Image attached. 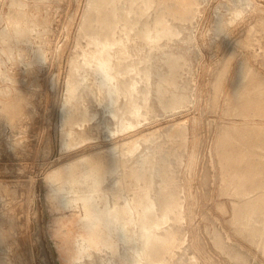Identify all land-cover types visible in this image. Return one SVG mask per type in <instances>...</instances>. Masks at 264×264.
<instances>
[{
  "label": "rangeland",
  "instance_id": "rangeland-1",
  "mask_svg": "<svg viewBox=\"0 0 264 264\" xmlns=\"http://www.w3.org/2000/svg\"><path fill=\"white\" fill-rule=\"evenodd\" d=\"M93 1L0 0V264H78L79 262V264L81 262L85 264L84 260L87 261L86 264H92L94 260L96 264L132 263L129 257L132 259L133 255L122 242L119 243L117 253L118 255L127 254L128 258L125 261H121L117 255H114L105 247H91L81 235H78L79 224L77 222V212L74 210H65L64 215H62L64 216L65 230L56 231L55 225L61 219V212L55 209V204L53 205L52 201L54 198L52 197H56L54 189L56 188L55 191L58 190L57 187L60 181L53 182L54 180L50 176L58 168L66 166L65 163L71 164V162H74V159L75 163L79 161L78 169L75 170L79 179H76L79 180V183L84 182L78 184L81 189L76 185L71 192L69 185H65L66 189L64 187L63 196L69 197L68 199H71L72 195L74 198L88 197L87 195L96 197V190L94 191L93 188L91 190L92 179H86L85 175H87L86 177H91L92 174L96 175L97 168L99 169L102 165H104V170L107 169L106 171H108H104L106 173L105 180H109L108 177H110V180L102 184L103 189H101L103 191L101 190V194L104 193L106 198L108 197V201L114 198L110 202L112 207L125 201L131 203L132 198L138 194L139 197L141 196L140 199L143 200L144 205L154 201L153 204L159 206L157 208L154 205L158 211L155 210L158 214L159 211L162 214L164 210L163 203L168 201L170 195L172 194L175 198L178 197L176 200H178L179 210L182 211L179 220L181 221V218H183L182 221L180 222L174 213H169V217L173 215L171 216L172 219L168 220L169 224L166 222L168 225L166 223L165 226L163 225L166 229L162 227V231H159L162 234L164 233L165 236L177 238L176 241L179 242L174 257L167 256L169 260L167 258L166 264H195V258H197L199 264H264V148H262L264 144L262 143L264 142V104H262L264 103V91L259 92V90L264 89V0H249L251 2H248V0H149L148 8L141 0H135L132 4H128L131 3V0L119 1L118 12L121 14L126 9H130V20H133V22L135 19L137 20V25L129 33L132 35H130L131 39L129 35L126 39V35L121 32V29L116 31V34L118 33L116 37L124 39V48L122 51L117 48L111 51L112 63L119 62V65H122L123 62L127 64L129 62V64H133L134 69L136 68L133 73L125 74L124 77L123 75L119 76L114 81L120 92L118 101L121 99L116 106L118 107L119 104V107H121L120 114L125 119L126 125L130 126V128H124L125 130L121 128L118 120L110 115V109L103 98V91L99 90L98 81L92 73L94 70L92 66H95L96 62L90 58L95 46L94 44L90 46L88 34L91 28L92 32H98L99 25H101L100 19L94 12L93 3L95 1ZM243 2L246 3L242 4ZM238 10L241 14L244 12L239 17L237 15ZM160 22L163 24L161 25ZM165 27L172 33L170 35L163 34L164 36L158 39V35L164 33ZM250 30L251 35L249 34ZM145 32L149 33L150 39L144 38ZM132 41H135V43ZM116 51L120 52L117 53ZM79 53L81 54L78 55ZM170 54L172 57L169 56ZM76 57L80 58L76 59ZM82 60L83 62L88 61V67L84 65L85 62L83 63ZM78 61L80 64L82 62V65ZM139 68L141 69L139 70ZM137 70L139 71L136 72ZM141 70L144 71L141 72ZM165 71L168 72L165 74ZM80 72L82 73L80 74ZM74 76L80 82L77 79L75 80ZM245 76L247 78H244ZM252 77L253 79H251ZM126 81L130 86L135 85V88L141 90L140 93L136 90L132 93L133 95L129 94L126 91L128 90L127 86H129ZM78 83L80 85H73ZM232 90L235 98L234 95L232 96ZM142 91L144 92L142 93ZM166 92H168V95ZM260 94L261 96H259ZM163 96L168 101H165ZM169 100H174L173 105ZM125 101L126 108L124 107ZM136 103L139 105H136ZM162 103L166 104L163 105ZM248 104L250 105L248 106ZM101 105L104 106L103 109ZM136 107L140 110L137 111ZM164 107L166 108L164 109ZM238 107L245 112L238 110ZM79 110H82V117ZM151 110L153 114L150 113ZM141 113L144 116H141ZM71 114L75 119L70 116ZM86 118L91 124L88 125L89 122ZM127 119L131 121H127ZM182 122L183 124H181ZM135 124L136 126H134ZM176 124L177 127L174 126ZM240 124H243L242 127L245 128L246 126L249 129L248 133H246L247 129L242 128ZM118 126L119 128H117ZM251 126L253 129H251ZM178 127L184 129L185 136L183 131L179 132L178 135V130L181 131V128ZM83 128L85 129L83 130ZM171 128L177 133L171 135ZM254 128L258 131L255 130L254 132ZM250 129L255 135L253 138ZM73 130L76 132L75 134ZM227 131H230L231 134ZM232 132H234V135ZM83 133L87 138L83 136ZM145 133H147L145 137H150L148 138L149 141L144 140L143 134ZM89 134L92 138L87 136ZM235 135H238V137ZM137 136H139L137 141L140 142L139 144L142 147L139 146L138 152L136 151L137 153L135 152L133 155L122 156L121 150L122 147L125 148L124 142L127 144L128 141L137 139ZM256 136L258 141H255L257 140ZM230 143L233 146H230ZM252 143H255V145L251 146ZM234 145H237L238 149ZM258 145L262 146L259 147ZM111 146L116 147L113 149ZM115 149L116 152L119 151L118 154L115 153ZM233 149L237 151H235L237 154ZM88 153H94L98 156L104 155V157H99L101 160L98 156L95 157L94 154L90 156L91 154ZM112 153L115 155L113 156ZM148 153V156L145 155ZM108 154L113 157L110 158ZM137 155L141 158L136 157ZM244 155L247 156V159L251 158L249 159L251 162L247 159L246 162ZM89 156L92 160L88 159ZM136 158L137 163L135 162ZM106 159L108 160L106 161ZM223 159H229V162ZM254 159H258L259 162L253 161ZM88 160L92 163L98 161V164H92L89 161L87 166L82 163L87 164ZM116 160H119L117 164ZM91 164L92 166H90ZM115 164L119 168H115ZM88 167H93L91 170L88 169L91 172L86 171ZM126 167L129 169H126ZM145 167L146 170H144ZM242 168L245 174L241 170ZM125 169L128 171L126 172ZM94 170L95 172L92 173ZM78 171L81 175L77 173ZM114 171H117L116 174ZM82 174H85V180ZM230 174H233V176ZM232 177L233 179H230ZM260 179L262 180L260 181ZM86 180H90V183ZM233 180H236V182ZM110 182L115 185L109 186ZM50 183L57 187L54 186L52 189L53 185ZM243 183L245 186H243ZM259 187L261 188L259 189ZM239 189L241 190L239 191ZM72 192L77 193L75 194L76 197ZM117 192H119L118 195ZM248 192H251V195ZM142 196H145L146 199H143ZM243 200L246 203L245 205L241 203L244 202ZM239 204L244 206L241 208ZM189 206H192V209ZM141 208L142 206L138 207L137 211L140 212ZM237 210L238 214L236 213ZM137 211H135V214H137ZM242 213L247 215L245 216ZM234 223L238 224L233 226ZM238 225L239 227H237ZM168 230L170 233H167ZM74 241L76 247H73ZM74 248H76L75 256ZM192 254L194 257H192ZM135 258L141 264L139 258ZM170 260L171 263H169Z\"/></svg>",
  "mask_w": 264,
  "mask_h": 264
},
{
  "label": "bare ground",
  "instance_id": "bare-ground-1",
  "mask_svg": "<svg viewBox=\"0 0 264 264\" xmlns=\"http://www.w3.org/2000/svg\"><path fill=\"white\" fill-rule=\"evenodd\" d=\"M93 1V0H92ZM95 1V2H94ZM93 2V9L95 10H93L94 12H96V15H97V17L100 19V23H101V25H99L100 26V28H99V30H98V32H92L91 31V29H89L90 30V33L88 34V36H89V43H90V46H92L91 44H94V46H95V48H94V50H93V52L91 53V60L93 59V60H95V66H92V67H94V70H93V72L92 73H94V76H95V79H97V81H98V83L97 82H95V83H97V86H98V88H99V90L100 91H103V98H104V101L106 102V104H107V106L109 107V111H110V115H112L113 117H115V119H117L118 120V123H119V125L121 126V128H130V126H127L126 125V123H125V119H123V116L120 114V111L119 110H121V107H119V104H118V107L120 108H118L117 106H116V104H117V102H119L118 101V99H119V96H120V92H119V89L117 88V85H115L114 84V81L116 80V79H118V77L119 76H122L123 75V77H124V75L125 74H128V73H133V71H135L136 70V68L134 69V67H133V64L131 65V64H129V62H128V64L127 63H125V62H123L122 63V65H119V62H117V60H116V62L117 63H112V55H111V51L112 50H114V49H119L120 51H122L123 50V48H124V43H123V40L121 39V38H118V37H116V35H118V33L116 34V31L119 29H121V32L124 34V35H126V39H127V36L129 35V38H130V35L131 34H129L133 29H134V27L137 25V20L135 19V21L133 22V20H130V18H131V16H130V9H126L123 13L121 12V14H120V12H118V3H119V1H121V0H94ZM125 1V0H124ZM135 0H131V3H128V4H132L133 2H134ZM160 1V0H159ZM183 1V0H182ZM242 1V0H241ZM128 2V1H127ZM138 2V1H137ZM141 2H143V4H145V6H146V8H148L147 7V4L149 3V0H141ZM178 2V1H177ZM176 2V3H177ZM181 2V1H180ZM179 2V3H180ZM238 2V1H237ZM248 2H251V1H249L248 0ZM121 3H123V2H121ZM178 3V4H179ZM184 3V2H183ZM191 3V2H190ZM235 5H236V3L235 2H233ZM241 3V2H240ZM246 3V2H245ZM244 2L242 3V4H245ZM92 4V3H91ZM140 4V3H139ZM238 4V3H237ZM183 5V4H182ZM185 5V4H184ZM122 6V5H121ZM121 6H120V8H121ZM130 6V5H129ZM152 6V5H151ZM176 6V5H175ZM186 6V5H185ZM237 6V5H236ZM235 6V7H236ZM243 6V5H242ZM247 6V5H246ZM124 7V6H123ZM172 7H173V5H172ZM238 7V6H237ZM240 7V6H239ZM252 7V6H251ZM127 8V7H126ZM131 8V7H130ZM140 8H141V6H140ZM175 8H177V7H175ZM182 8H184V7H182ZM187 8V7H186ZM134 9V8H133ZM136 9V8H135ZM138 9V8H137ZM171 9H174V8H171ZM189 9V8H188ZM241 9H242V7H241ZM245 9V8H244ZM243 9V10H244ZM248 9V8H247ZM246 9V10H247ZM138 10H143V9H138ZM234 10V9H233ZM236 10V9H235ZM245 10V11H246ZM121 11H122V8H121ZM145 11V10H144ZM143 11V12H144ZM147 11V10H146ZM164 11V10H163ZM174 11H177V10H175L174 9ZM182 11V10H181ZM135 12V11H134ZM137 12V11H136ZM167 12V11H166ZM185 12V11H184ZM138 13V12H137ZM244 13V12H243ZM242 13V14H243ZM171 14V13H170ZM181 14V13H180ZM186 14V13H185ZM240 14H241V12L238 10L237 11V15H238V17L240 16ZM241 14V15H242ZM138 15H139V13H138ZM141 15V14H140ZM161 15V14H160ZM163 15V14H162ZM173 15V14H172ZM187 15V14H186ZM129 16H130V18H129ZM159 16V15H158ZM164 16V15H163ZM235 16V15H234ZM133 17H135V16H133ZM97 18V19H98ZM159 18V17H158ZM237 18V17H236ZM139 19V18H138ZM167 20H169V19H167ZM140 21V20H139ZM160 21V20H159ZM262 21V20H261ZM142 22V21H141ZM165 22V21H164ZM218 22H219V20H218ZM218 22H217V24H218ZM159 23V22H158ZM158 23H157V25H158ZM161 23V22H160ZM214 23H215V21H214ZM143 24H144V22H143ZM145 24H147V23H145ZM163 23H161V25H162ZM140 25V24H139ZM142 25V24H141ZM151 25V24H150ZM149 25V27H153V25H151L150 26ZM171 25V24H170ZM146 26V25H145ZM156 26V25H155ZM154 26V27H155ZM166 26V25H165ZM172 26V25H171ZM138 27V26H137ZM148 27V26H147ZM148 27V28H149ZM157 27V26H156ZM218 28V27H217ZM216 28V29H217ZM251 28V27H250ZM98 29V28H97ZM142 29V28H141ZM151 29V28H150ZM176 29V28H175ZM214 29H215V27H214ZM95 30V29H94ZM136 30V29H135ZM143 30V29H142ZM140 31V30H139ZM157 31V30H156ZM142 32V31H141ZM176 32H177V30H176ZM122 33H120V34H122ZM170 33H172V31L170 32V30L169 29H167L166 27L164 28V33H160V35H158V39H160L161 37H163L164 35H170ZM136 34H137V32H136ZM136 34H135V36H136ZM159 34V33H158ZM164 34V35H163ZM174 34V33H173ZM250 35H251V30H250V33H249ZM141 35V34H140ZM152 35H154V34H152ZM249 35V36H250ZM132 36V35H131ZM134 36V37H135ZM121 37V36H120ZM133 37V38H134ZM137 37V36H136ZM155 37V36H154ZM129 38H128V40H129ZM144 38L145 39H150V36H149V33L148 32H145V34H144ZM152 38V37H151ZM250 38V37H249ZM252 38V37H251ZM125 39V40H126ZM131 39V38H130ZM184 39V38H183ZM127 40V41H128ZM136 40V39H135ZM156 40V39H155ZM246 40H247V38H246ZM251 40V39H250ZM131 41V40H130ZM248 41H249V39H248ZM133 42V41H132ZM141 42V41H140ZM130 43V42H129ZM133 43H135V41L133 42ZM137 43V42H136ZM78 44V43H77ZM150 44V43H149ZM152 44H155V43H152ZM248 45H251V44H248ZM126 46V45H125ZM160 46V45H159ZM129 47V46H128ZM130 47H131V45H130ZM151 47V46H150ZM156 47V46H155ZM132 48H133V46H132ZM152 48H153V46H152ZM183 48V47H182ZM92 49V48H91ZM125 49H126V47H125ZM180 49V48H179ZM134 50H135V48H134ZM89 51V50H88ZM88 51H87V53H88ZM120 51H118V52H120ZM85 52V51H84ZM117 52V51H116ZM117 52V53H118ZM130 52V51H129ZM123 53V52H122ZM131 53V52H130ZM163 53H165V52H163ZM185 53V52H184ZM81 53H79L78 55H80ZM89 54V53H88ZM125 54V53H124ZM156 54V53H155ZM167 54V53H166ZM171 54L173 55V53L171 52ZM169 55V56H171L172 57V55ZM183 54V53H182ZM232 54V53H231ZM84 55V54H83ZM128 55H129V53H128ZM180 55V54H179ZM119 56V55H118ZM159 56V55H158ZM163 57H164V55H162ZM166 57H167V55H165ZM178 56V55H177ZM230 56V55H229ZM232 56V55H231ZM114 57H115V55H114ZM149 57V56H148ZM156 57V56H155ZM176 57V56H175ZM42 58V57H41ZM77 58H80V57H76V59ZM84 58H86V57H84ZM120 58H122L121 56H120ZM123 58H124V56H123ZM141 58H143V57H141ZM146 58V57H145ZM153 58V57H152ZM170 58V57H169ZM183 58V57H182ZM230 58H232V57H230ZM88 59V58H87ZM118 59V58H117ZM124 59H126V58H124ZM135 59V58H134ZM150 59V58H149ZM156 59V58H155ZM159 59V58H158ZM166 59V58H165ZM177 59V58H176ZM75 60V59H74ZM84 60H86V59H84ZM89 60V59H88ZM127 60V59H126ZM136 60V59H135ZM134 60V61H135ZM142 60V59H141ZM164 60V59H163ZM169 61H170V59H168ZM178 60H179V58H178ZM134 61H133V63H134ZM137 61V60H136ZM140 61V60H139ZM143 61V60H142ZM142 61H140V62H142ZM146 61V60H145ZM155 61V60H154ZM183 61V60H182ZM75 62H77V61H75ZM79 62V61H78ZM82 62H83V60H82ZM82 62H81V64H80V62H79V64L80 65H82ZM85 62V63H84ZM83 63H84V65H88L89 63H88V61L86 62V61H84ZM91 62H93V61H91ZM166 62V61H165ZM173 62V61H172ZM179 62H180V60H179ZM87 63V64H86ZM182 63V62H181ZM181 63H180V65H181ZM167 64V63H166ZM73 65H76V64H73ZM79 65V66H80ZM93 65V64H92ZM76 66H78V65H76ZM90 66V65H89ZM88 67V66H87ZM86 67V68H87ZM172 67V66H171ZM183 67V66H182ZM72 68H74V67H72ZM77 68V67H76ZM75 68V69H76ZM82 68V67H81ZM85 68V67H84ZM83 68V70H85ZM147 68V67H146ZM145 68V69H146ZM78 69V68H77ZM141 68H139V70H140ZM170 69V68H169ZM242 69V68H241ZM245 69V68H244ZM87 70V69H86ZM139 70H137L136 72H138ZM147 70V69H146ZM149 70V69H148ZM246 70H250V69H246ZM78 71V70H77ZM77 71H75V72H77ZM82 71V70H81ZM88 71V70H87ZM144 71V70H143ZM142 70H141V72H143ZM152 71V70H151ZM172 71V70H171ZM135 72V73H136ZM148 72V71H147ZM146 72V73H147ZM168 71H165V74L167 73ZM224 72V71H223ZM239 72H241V71H239ZM247 72H249V71H247ZM246 72V73H247ZM78 73V72H77ZM77 73H75V74H77ZM82 72H80V74H81ZM86 73V72H85ZM149 73H152V72H149ZM159 73V72H158ZM242 73V72H241ZM244 73V72H243ZM245 73V74H246ZM252 73V72H251ZM153 74V73H152ZM164 74V75H165ZM249 74H250V72H249ZM253 74V73H252ZM251 74V75H252ZM73 75V74H72ZM71 75V76H72ZM83 75V74H82ZM87 75V74H86ZM137 75V74H136ZM149 75V74H148ZM159 75V74H158ZM158 75H157V77H158ZM168 75V74H167ZM166 75V76H167ZM179 75V74H178ZM251 75H250V77H251ZM76 76V75H75ZM74 76V78H75V80L77 79L76 77ZM132 76V75H131ZM133 76H134V74H133ZM180 76V75H179ZM243 76V75H242ZM78 77V76H77ZM90 77V76H89ZM149 77H151V76H149ZM162 77V76H161ZM256 77V76H255ZM72 78V77H71ZM83 78V77H82ZM91 78V77H90ZM128 78V77H127ZM127 78H126V80H127ZM130 78V77H129ZM141 78V77H140ZM164 78V77H163ZM234 78V77H233ZM239 78V77H238ZM244 78H247V76H245ZM141 79H143V78H141ZM235 79V78H234ZM251 79H253V77L251 78ZM257 79V78H256ZM74 80V79H73ZM72 80V82H74ZM78 81H79V79H77ZM80 80H81V78H80ZM84 80H86V79H84ZM88 80V79H87ZM91 80H92V78H91ZM158 80V79H157ZM239 80V79H238ZM237 80V81H238ZM250 80V79H249ZM77 81V82H78ZM82 81V80H81ZM118 81V80H117ZM136 81V80H135ZM236 81V82H237ZM241 81V80H240ZM247 81V80H246ZM259 81V80H258ZM80 82V81H79ZM86 82V81H85ZM89 82V81H88ZM90 82H92V81H90ZM122 82H124V81H122ZM127 82V81H126ZM137 82V81H136ZM155 82L156 83H158L156 80H155ZM169 82V81H168ZM235 82V83H236ZM239 82V81H238ZM244 82V81H243ZM256 82V81H255ZM263 82V81H262ZM262 82L260 83V85L262 84ZM76 83V82H75ZM93 83V82H92ZM128 83V82H127ZM135 83V82H134ZM85 84H87V83H85ZM119 84V83H118ZM122 84H124V83H122ZM172 84V83H171ZM175 84V83H174ZM238 84V83H237ZM236 84V85H237ZM244 84H246L245 82H244ZM251 84V83H250ZM253 84V83H252ZM264 84V83H263ZM73 85H80L79 83L78 84H73ZM84 85V84H83ZM94 85V84H93ZM93 85H92V87H93ZM128 85H129V83H128ZM137 85H138V82H137ZM163 85V84H162ZM179 85V84H178ZM242 85V84H241ZM86 86V85H85ZM96 86V85H95ZM139 86V85H138ZM171 86V85H170ZM234 86V85H233ZM244 86V85H243ZM84 87V86H83ZM87 87V86H86ZM158 87V86H157ZM159 87L161 88V85L159 84ZM165 87V86H164ZM166 87H168V86H166ZM251 87V86H250ZM255 87V86H254ZM254 87H253V89H254ZM260 87V86H259ZM76 88V87H75ZM75 88H74V90H75ZM80 88H81V86H80ZM95 88V87H94ZM93 88V89H94ZM127 88H128V90H126V91H128L129 92V94H132L134 91H136V90H138V88L136 89L135 88V85H132V86H127ZM140 88V87H139ZM169 89H170V87H168ZM172 88V87H171ZM233 88V87H232ZM236 88V87H235ZM238 88H240V87H238ZM252 88V87H251ZM87 89V88H86ZM85 89V90H86ZM179 89V88H178ZM237 89V88H236ZM235 89V90H236ZM250 89V88H249ZM69 90V89H68ZM144 91H145V89H143ZM175 90V89H174ZM255 90H256V88H255ZM90 91V90H89ZM88 91V93H90ZM96 91V90H95ZM99 91V92H100ZM121 91V90H120ZM139 91V90H138ZM141 91V90H140ZM140 91H139V93H140ZM144 91H142V93L144 92ZM249 91V90H248ZM264 91V89L263 90H259V92H263ZM71 92V91H70ZM149 92H150V90H149ZM175 92V91H174ZM235 92V91H234ZM238 92V91H237ZM247 92V91H246ZM250 92V91H249ZM252 92V91H251ZM81 93V92H80ZM87 93V94H88ZM91 93H92V91H91ZM126 93V92H125ZM138 93V92H137ZM141 93V94H142ZM162 93V92H161ZM168 92H166V94H167ZM171 93V92H170ZM232 93H233V90H232ZM242 93V92H241ZM85 94H86V91H85ZM85 94H84V97H85ZM96 94H98V93H96ZM146 94V93H145ZM152 94V93H151ZM176 94V93H175ZM237 94V93H236ZM245 95H246V93H244ZM252 94V93H251ZM89 95V94H88ZM101 95V94H100ZM99 95V96H100ZM133 95V94H132ZM159 95V94H158ZM168 95V94H167ZM177 95H179V94H177ZM234 95V93L232 94V96ZM243 95V94H242ZM244 95V96H245ZM252 95H254V94H252ZM251 95V96H252ZM98 96V95H97ZM135 96V95H134ZM133 96V97H134ZM154 96V95H153ZM165 96V95H164ZM163 96V99L165 100L166 98ZM169 96H171V94H169ZM173 96V95H172ZM180 96V95H179ZM183 96V95H182ZM240 96V95H239ZM259 96H261V94L259 95ZM138 97V96H137ZM150 97V96H149ZM149 97H147L148 99H150ZM166 97H168V96H166ZM174 97V96H173ZM256 97V96H255ZM127 98V97H126ZM131 98V97H130ZM136 98V97H135ZM143 98V97H142ZM153 98V97H152ZM162 98V97H161ZM172 98V97H171ZM234 98H235V95H234ZM238 98V97H237ZM240 98V97H239ZM139 100H140V98H138ZM147 99V100H148ZM157 99V98H156ZM155 99V100H156ZM169 99V98H168ZM174 99H177V98H174ZM243 99V98H242ZM248 99V98H247ZM64 100V99H63ZM99 100V99H98ZM103 100V99H102ZM135 100V99H134ZM133 100V101H134ZM138 100V101H139ZM159 100H160V97H159ZM252 100H253V98H252ZM251 100V101H252ZM260 100V99H259ZM76 101V100H75ZM149 101V100H148ZM163 101V100H162ZM165 101H168V100H165ZM164 101V102H165ZM171 103L172 102H174V100L172 101V100H169ZM179 101V100H178ZM242 101V100H241ZM249 101H250V99H249ZM80 102V101H79ZM130 102V101H129ZM137 102V101H136ZM140 102V101H139ZM154 102V101H153ZM176 102V101H175ZM237 102V101H236ZM78 103V102H77ZM101 103V102H100ZM100 103H99V105H100ZM102 103H104V102H102ZM120 103V102H119ZM134 103V102H133ZM132 103V104H133ZM141 103H142V100H141ZM148 103H150V102H148ZM166 103H168V102H166ZM166 103H162L163 105H165ZM255 103H256V101H255ZM98 104V103H97ZM158 104V103H157ZM161 104V105H162ZM237 104V103H236ZM242 104V103H241ZM244 104V103H243ZM262 104H264V103H262ZM75 105V104H74ZM121 105V104H120ZM122 105H123V103H122ZM125 105H126V101H125V104H124V107H125ZM128 105V104H127ZM135 105V104H134ZM133 105V106H134ZM136 105H139V104H137L136 103ZM142 105V104H141ZM150 107H151V105L150 104H148ZM159 105V104H158ZM167 105H170V104H167ZM171 105H173V103L171 104ZM170 105V106H171ZM175 105V104H174ZM238 105V104H237ZM250 104H248V106H249ZM79 106V105H78ZM102 106V105H101ZM129 106V105H128ZM154 106V105H153ZM241 106V105H240ZM243 106H245V105H243ZM242 106V108H245V107H243ZM247 106V105H246ZM80 107V106H79ZM82 107V106H81ZM85 107V106H84ZM123 107V106H122ZM127 107V106H126ZM125 107V108H126ZM131 107V106H130ZM141 107V106H140ZM72 108H74V107H72ZM83 108V107H82ZM104 108V106H102V109ZM106 108V107H105ZM129 108V107H128ZM166 107H164V109H165ZM167 108H169V107H167ZM171 108V107H170ZM239 108V107H238ZM237 108V109H238ZM248 108V107H247ZM71 109V108H70ZM89 109V108H88ZM124 109V108H123ZM132 109V108H131ZM138 109L139 108H137L136 107V110L138 111ZM246 109V108H245ZM258 109V108H257ZM256 109V110H257ZM259 109H260V107H259ZM82 110H84V109H82ZM82 110H79L80 112L82 111ZM140 110V109H139ZM150 110V109H149ZM168 110V109H167ZM238 110H240V108L238 109ZM69 111V110H68ZM73 111V110H72ZM84 111H86V110H84ZM89 111V110H88ZM123 111V110H122ZM169 111V110H168ZM170 111H171V109H170ZM240 111H242V109L240 110ZM78 112V111H77ZM87 112V111H86ZM89 112H91V111H89ZM105 112H106V110H105ZM127 112V111H126ZM132 112V111H131ZM131 112H130V114H131ZM141 112V111H140ZM147 112V111H146ZM242 112H245V111H242ZM69 113V112H68ZM122 113V112H121ZM129 113V112H128ZM150 113H152V110H151V112ZM74 114V113H73ZM78 114V113H77ZM76 114V115H77ZM82 112H81V117H82ZM153 114V113H152ZM67 115V114H66ZM78 115H80V114H78ZM77 115V116H78ZM93 115V114H92ZM91 115V116H92ZM96 115V114H95ZM132 115V114H131ZM144 116V114L143 113H141V116ZM147 115V114H146ZM70 116H72L73 117V115L71 114ZM69 116V117H70ZM75 116V115H74ZM111 116V117H112ZM134 116H136V115H134ZM140 116V115H139ZM140 116V117H141ZM86 117H88L87 115H86ZM96 117V116H95ZM128 117V116H127ZM138 117V116H137ZM146 117V116H145ZM74 118V117H73ZM72 118V119H73ZM83 118H85V117H83ZM90 118V117H89ZM92 118V117H91ZM130 118V117H129ZM133 118V117H132ZM67 119H69V118H67ZM75 119V118H74ZM77 119V118H76ZM87 119V121H88V118H86ZM146 119H148V118H146ZM145 119V120H146ZM70 120V119H69ZM78 120H80V119H78ZM89 120H91V119H89ZM94 120V119H93ZM93 120H92V122H93ZM129 119H127V121H128ZM134 120V119H133ZM132 120V121H133ZM138 120V119H137ZM142 120V119H141ZM68 121V120H67ZM71 121V120H70ZM69 121V122H70ZM129 121H131V120H129ZM143 121V120H142ZM73 122V121H72ZM80 122V121H79ZM89 122V121H88ZM134 122V121H133ZM246 122V121H245ZM76 123V122H75ZM128 123V122H127ZM130 123V122H129ZM142 123V122H141ZM69 124V123H68ZM82 124V123H81ZM84 124V123H83ZM89 124H91L90 122L88 123V125ZM137 124V123H136ZM136 124L134 125V126H136ZM181 124H183V122L181 123ZM70 125V124H69ZM73 125V124H72ZM133 125V124H132ZM139 125V124H138ZM241 125V124H240ZM243 125V124H242ZM242 125H241V127H242ZM79 126V125H78ZM85 126H86V124H85ZM97 126V125H96ZM95 126V127H96ZM133 126V127H134ZM174 126H176L177 127V124L176 125H174ZM180 126V125H179ZM248 126V125H247ZM71 127V126H70ZM77 127V126H76ZM82 127V126H81ZM80 127V128H81ZM175 127V128H176ZM252 127V126H251ZM250 127V128H251ZM262 127V126H261ZM261 127H259V128H261ZM72 128V127H71ZM79 128V129H80ZM117 128H119V126L117 127ZM174 128V129H175ZM179 128V127H178ZM181 128V127H180ZM179 128V129H180ZM184 128H185V125H184ZM242 128H244V127H242ZM245 128H246V126H245ZM244 128V129H245ZM258 128V127H257ZM85 128H83V130H84ZM187 129V128H186ZM185 129V130H186ZM230 129V128H229ZM231 129H232V127H231ZM235 129V128H234ZM237 129L239 130V128L237 127ZM236 129V130H237ZM247 129V128H246ZM251 129H253V127L251 128ZM250 129V130H251ZM74 130H75V128H74ZM73 130V131H74ZM119 130V129H118ZM117 130V132H119ZM121 130V129H120ZM125 130V129H124ZM176 131H177V129H175ZM184 130V129H183ZM182 130V128H181V131H179L178 130V135H179V132H182L183 131ZM237 130V131H238ZM242 130V129H241ZM255 130H257V129H255L254 128V132H255ZM71 131V130H70ZM78 131V130H77ZM127 131V130H126ZM140 131H142V130H140ZM170 131V130H169ZM171 131H172V133H171V135H173V133H177V132H174L173 131V128H171ZM231 131V130H230ZM230 131H227L228 133L230 132ZM234 131V130H233ZM237 131H236V133H237ZM243 131V130H242ZM248 131H249V129H247V132L246 133H248ZM258 131V130H257ZM260 131H262V130H260ZM83 132H85V131H83ZM184 132L185 131H183V134H184ZM226 132V133H227ZM244 132V131H243ZM242 132V133H243ZM251 133L253 132L252 130L250 131ZM68 133V132H67ZM73 133V132H72ZM76 132L74 131V134H75ZM80 133V132H79ZM110 133H111V131H110ZM142 133V132H141ZM170 133V132H169ZM186 133V132H185ZM234 132H232V134H233ZM258 133V132H257ZM263 133V132H262ZM84 135V137H86V135H85V133H83ZM146 134L147 133H145V134H143L144 135V140H148V138H150V137H145L146 136ZM148 134H150V133H148ZM225 134V133H224ZM223 134V135H224ZM230 134H231V132H230ZM253 134V133H252ZM252 134H250V135H252ZM67 135V134H66ZM77 135H79L78 133H77ZM80 135H82V134H80ZM153 135V134H152ZM175 135V134H174ZM177 135V136H178ZM182 135V134H181ZM226 135V134H225ZM228 135V134H227ZM234 135V134H233ZM233 135H231V136H233ZM239 136H241L240 134H238ZM238 135H235L236 137H238ZM68 136V135H67ZM82 136V137H83ZM87 136H90V134L89 135H87ZM133 136V135H132ZM140 136V135H139ZM139 136H137V139H135V140H132V141H128L127 142V144H125V142H124V147L125 148H123L122 147V145H121V147H122V156H128V155H133L136 151L138 152V149H139V146H141L139 143L140 142H138L137 140L139 139L138 137ZM150 136V135H149ZM184 136H185V134H184ZM82 137H80V138H82ZM176 137V136H175ZM180 137V136H179ZM225 137H227V136H225ZM244 137H245V135H244ZM250 137V136H249ZM252 138L253 137H255V135L253 134V136H251ZM250 137V138H251ZM262 137V136H261ZM264 137V136H263ZM75 138V137H74ZM79 138V139H80ZM87 138V137H86ZM85 138V139H86ZM89 138V137H88ZM90 138H92L91 136H90ZM129 138V137H128ZM142 139H143V137H141ZM181 138V137H180ZM228 138L230 139V137L228 136ZM246 138V137H245ZM244 138V139H245ZM258 137L256 136V139H257ZM67 139V138H66ZM84 139V138H83ZM132 139H133V137H132ZM227 139V138H226ZM228 139V140H229ZM239 139V138H238ZM243 139V140H244ZM247 139H248V136H247ZM76 140V139H75ZM74 140V141H75ZM131 140V139H130ZM151 140V139H150ZM236 140V139H235ZM249 140V139H248ZM248 140H246L247 142H248ZM64 141H65V139H64ZM67 141V140H66ZM69 141H72V140H69ZM81 142H82V140H80ZM85 141V140H84ZM149 141V140H148ZM232 141H233V139H232ZM238 141V140H237ZM242 141V140H241ZM255 141H258V139L257 140H255ZM144 142H146V141H144ZM143 142V143H144ZM251 142V141H250ZM252 142H253V140H252ZM65 143V142H64ZM246 143V142H245ZM244 143V144H245ZM249 143V142H248ZM248 143H246L247 145H248ZM256 143H258V142H256ZM262 143H264V142H262ZM261 143V144H262ZM74 144V143H73ZM225 144V143H224ZM231 144V143H230ZM235 144V143H234ZM241 144V143H240ZM251 144V143H250ZM253 144L255 145V143H252V145L251 146H253ZM64 145V144H63ZM66 145H67V143H66ZM143 145V144H142ZM228 145V144H227ZM114 146V145H113ZM225 146V145H224ZM229 146V145H228ZM230 146H233L232 144L230 145ZM229 146V147H230ZM235 146V145H234ZM237 146V145H236ZM235 146V147H236ZM243 146V145H242ZM257 146V145H256ZM259 146V145H258ZM260 146H262V145H260ZM259 146V147H260ZM112 147V146H111ZM116 147V146H115ZM114 147V148H115ZM118 147V146H117ZM142 147V146H141ZM140 147V148H141ZM226 148H227V146H225ZM235 147H234V149H235ZM239 147H240V145H239ZM244 147H247V146H245L244 145ZM109 148V147H108ZM113 148V147H112ZM113 148V149H114ZM248 148V147H247ZM262 148H264V144H263V147ZM261 148V149H262ZM117 149V148H116ZM116 149H115V153H117L118 154V152H116ZM225 149V148H224ZM230 149V148H229ZM228 149V150H229ZM233 149V150H234ZM236 149H238L237 147H236ZM250 149V148H249ZM249 149H247V150H249ZM111 150V149H110ZM109 150V151H110ZM227 150V149H226ZM231 150V149H230ZM256 150V149H255ZM255 150H253V151H255ZM94 151V150H93ZM105 151V150H104ZM104 151H101V152H104ZM108 151V152H109ZM232 151V150H231ZM236 150H234V152H235ZM239 151V150H238ZM111 152H112V150H111ZM136 152V153H137ZM226 152V151H225ZM228 152V151H227ZM233 152V151H232ZM237 152V151H236ZM235 152V154H237ZM242 152V151H241ZM248 152V151H247ZM256 152V151H255ZM110 153V152H109ZM222 153H223V151H222ZM249 153H250V151H249ZM253 153V152H252ZM257 153V152H256ZM88 154H91V153H88ZM94 154V153H93ZM93 154H91L90 156H93ZM96 154H97V152H96ZM102 154V153H101ZM113 154V153H112ZM141 154V153H140ZM228 154V153H227ZM233 154V153H232ZM241 154H244V153H241ZM246 154V153H245ZM259 154V153H258ZM85 155H87V154H85ZM84 155V156H85ZM95 155V154H94ZM110 154H108V156H109ZM115 154H113V156H114ZM145 155H149V153L148 154H145ZM254 155H255V153H254ZM83 156V155H82ZM83 156V157H84ZM88 156V155H87ZM90 156H89V158L88 159H91L90 158ZM96 156H98V155H95V157ZM102 156V155H101ZM101 156H98V158L99 157H101ZM106 156V155H105ZM113 156H111V157H113ZM119 156V155H118ZM121 156V157H122ZM150 156H151V154H150ZM227 156V155H226ZM231 156V155H230ZM241 156V155H240ZM261 156H262V152H261ZM81 157V156H80ZM102 157H104V155L102 156ZM107 157V156H106ZM110 157V156H109ZM110 157V158H111ZM136 157H140V156H136ZM142 157H143V155H142ZM220 157V156H219ZM232 157V156H231ZM230 157V158H231ZM86 158V157H85ZM85 158H83V159H85ZM94 158V157H93ZM120 158V157H119ZM133 158V157H132ZM141 158V157H140ZM144 158H145V156H144ZM222 158H224V157H222ZM225 158H228V157H225ZM234 158V157H233ZM241 158H242V156H241ZM254 158V157H253ZM262 158V157H261ZM74 159V158H73ZM72 159V160H73ZM76 159H77V157H76ZM79 159V158H78ZM87 159V158H86ZM85 159V160H86ZM94 159H96V158H94ZM99 159H101V158H99ZM104 159V158H103ZM123 159V158H122ZM128 159V158H127ZM126 159V160H127ZM131 159V158H130ZM134 159V158H133ZM148 160H149V158H147ZM194 159V158H193ZM220 159H221V157H220ZM232 159V158H231ZM244 159H245V161H246V159H247V156L245 157V155H244ZM249 159H251V158H248L247 160H249ZM263 159V158H262ZM80 160V159H79ZM82 160V159H81ZM92 160V159H91ZM98 160V159H97ZM102 160V159H101ZM108 159H106V161H107ZM120 161H121V159H119ZM118 160V161H119ZM125 160V159H124ZM123 160V161H124ZM132 160V159H131ZM141 160V159H140ZM219 160V159H218ZM222 160V159H221ZM224 161H227L228 160V162H229V159H227V160H225V159H223ZM233 160V159H232ZM240 160V159H239ZM243 160V159H242ZM84 161V160H83ZM89 161L90 160H88V162H87V164H85V162H82V163H84V165H87L88 166V163H89ZM93 161H95V160H93ZM99 161V160H98ZM97 161V162H98ZM104 161H105V159H104ZM117 160H116V164H117V162H118ZM128 161V160H127ZM126 161V162H127ZM137 158H136V163H137ZM231 161V160H230ZM250 161V160H249ZM253 161H258V159L257 160H253ZM69 162H71V161H69ZM76 161H75V159H74V162H71V164H67V163H65V165L66 166H63V167H61V168H58L56 171H54L53 173H52V175L50 176V178L52 179V180H54L53 182H57V181H60V184H59V186L57 187L56 185H53V184H51V185H53L51 188L53 189V187L54 186H56L57 187V191H55L56 190V188L54 189V192H56V197H52V198H54V200L52 199V201H53V205L55 204V209H58L61 213H60V215H61V219L59 220V222H58V224H56L55 226H56V231H64L65 230V221H64V216H62V215H64V212H65V210L66 209H70V210H74V211H76L77 212V222H78V224H79V233H78V235H81L83 238H84V240L91 246V247H93V248H98V247H105V248H107V249H109L114 255H117L119 258H120V260L121 261H125V260H127V258H128V256H127V254H123V255H118V253H117V249L119 248L118 246H119V243L120 242H122L123 243V245L125 246L126 245V247L127 248H129V250L131 251V255H133V258L132 259H130V257H129V260H131V262L132 263H130V261H129V263L130 264H139V261H138V259H136L135 257H138L139 258V260L141 261V264H166L167 263V258H168V260H169V257H167V256H169V255H171L170 256V258H172V256L175 254V250H176V248L177 247H179L178 245H179V242L178 241H176V239L174 238V237H169V236H165V234L163 235L162 234V232H159V231H162L161 229H162V227H164L167 223L169 224V222H168V220L170 221V219H172L171 218V216H173V215H171L170 217L168 216L169 215V213H174L175 214V217L176 218H178V220L180 219L179 217H181L180 216V214H181V212L182 211H180L179 210V204H178V200H176L178 197L176 196V198L175 197H173V195L171 196L170 195V197H169V199H168V201L166 202V203H163V206L159 203V205H161L162 207H164V210H163V212H162V214H160L161 212L159 211V214H158V210L156 209V207L154 206V205H156V204H153V202L152 203H148V204H143L142 203V201H141V199H140V197H139V195L138 194H136L135 196H134V198H132V201H130L131 203H129L128 201H123L124 203H122L121 202V204L119 203V205L118 206H113L112 207V203H110L111 201H108V197L106 198V196L104 195V193L103 194H101L102 192H101V190L103 189V187H102V184L105 182V181H108L109 182V180H110V177H108V175H107V177L109 178V180H105L106 178H105V172H108V171H106V170H104V168H103V166L104 165H102L99 169L97 168V173H96V175H94V174H92L93 176H91V177H86L87 175H85V174H82L83 175V178H84V175H85V178L86 179H92L91 181V190H93L94 189V191L96 190V194H97V196L96 197H94V196H89V195H87L88 197H76L75 196V194H77V193H73L74 194V196L76 197V198H74L73 197V195H72V198L71 199H68L69 197V195L67 194V197L68 198H66V197H64L63 196V190H64V187H65V185H69V190H70V192L72 191V190H74L75 189V186L77 185L78 186V184H80L81 182L83 183L84 181H81L80 183H79V180H77L76 178H78V175L76 174V172H75V170L76 169H78L77 167L79 166V161H77L78 163H75ZM96 162V163H97ZM101 162H103V161H101ZM109 162V161H108ZM111 162V161H110ZM125 162V161H124ZM134 162V163H135ZM150 162V161H149ZM166 162V161H165ZM227 162V163H228ZM236 162H238V161H236ZM241 162V161H240ZM243 162V161H242ZM247 162V161H246ZM245 162V163H246ZM251 162V161H250ZM259 162V161H258ZM257 162V163H258ZM81 163V162H80ZM90 163H92L91 161H90ZM93 163H95V162H93ZM92 163V164H93ZM95 163V164H96ZM100 163V162H99ZM105 163H107V162H105ZM142 163V162H141ZM146 163V162H145ZM226 163V162H225ZM249 163V162H248ZM256 163V162H255ZM256 163V164H257ZM92 164L90 165V166H92ZM98 164V163H97ZM108 164V163H107ZM107 164H105V165H107ZM115 164V165H116ZM127 164V163H126ZM125 164V165H126ZM143 164V163H142ZM232 164V163H231ZM241 164V163H240ZM81 165H83V164H81ZM80 165V166H81ZM110 165V164H109ZM108 165V166H109ZM162 165V164H161ZM166 165V164H165ZM227 165V164H226ZM229 165V164H228ZM227 165V166H228ZM262 165V164H261ZM108 166H106V167H108ZM134 166V165H133ZM158 166H159V164H158ZM167 166V165H166ZM166 166H165V168H166ZM243 166V165H242ZM253 167H254V165H252ZM259 166H260V164H259ZM264 166V165H263ZM82 167V166H81ZM86 167V166H85ZM84 167V168H85ZM94 167V166H93ZM93 167H91V168H87L86 169V171L88 170V169H92ZM112 167V166H111ZM119 168L117 165L115 166V168ZM128 167H130V166H128ZM128 167H126V169L128 168ZM136 167V166H135ZM138 167V166H137ZM136 167V168H137ZM147 167V166H146ZM146 167H145V169L144 170H146ZM169 167V166H168ZM241 167V166H240ZM113 168V167H112ZM114 168V169H115ZM121 168V167H120ZM134 168V167H133ZM141 168V167H140ZM142 168H143V166H142ZM151 168H153V167H151ZM161 168V167H160ZM191 168V167H190ZM244 168V167H243ZM241 169V170H243L244 171V169ZM256 168H259V167H256ZM125 169V171L127 172L128 170H126ZM129 169V168H128ZM139 169V168H138ZM159 169V168H158ZM252 169V168H251ZM254 169V168H253ZM252 169V170H253ZM263 169V168H262ZM84 170V169H83ZM90 170H88V171H90ZM136 170V169H135ZM140 170V169H139ZM149 170H150V168H149ZM165 170V169H164ZM239 170V169H238ZM240 170V171H241ZM257 170V169H256ZM259 170V169H258ZM260 170H261V168H260ZM264 170V169H263ZM79 171H80V169H79ZM79 171L77 172L78 174H80L81 173V171H80V173H79ZM105 171V172H104ZM118 171V170H117ZM116 171V172H117ZM239 171V172H240ZM262 171V170H261ZM260 171V172H261ZM91 172V171H90ZM95 172V170L92 172V173H94ZM115 172V171H114ZM116 172H115V174H116ZM132 172V171H131ZM147 172H149V171H147ZM159 172V171H158ZM225 172H227V171H225ZM259 172V173H260ZM85 173H87V172H85ZM122 173H123V171H122ZM121 173V174H122ZM152 173V172H151ZM157 173V172H156ZM236 174H237V171L235 172ZM241 173V172H240ZM255 173V172H254ZM77 175V177H76V175ZM88 174V173H87ZM111 174H112V172H111ZM142 174V173H141ZM140 174V175H141ZM145 174V173H144ZM155 174V173H154ZM236 174L234 175L235 177H236ZM244 174H245V171H244ZM258 174V173H257ZM256 174V175H257ZM264 174V173H263ZM81 175V174H80ZM90 175V174H89ZM136 175H138V174H136ZM149 175V174H148ZM228 175V174H227ZM230 175H232L233 176V174H230ZM240 175V174H239ZM255 175V174H254ZM255 175V176H256ZM260 175V174H259ZM128 176V175H127ZM142 176V175H141ZM241 176V175H240ZM239 176V177H240ZM261 176H262V174H261ZM119 177V176H118ZM148 177V176H147ZM254 177V176H253ZM81 178V177H80ZM85 178H84V180H85ZM258 178V177H257ZM260 178V177H259ZM51 179H49V180H51ZM79 179V178H78ZM118 179V178H117ZM121 179V178H120ZM155 179V178H154ZM230 179H233V177L232 178H230ZM236 179V178H235ZM248 179V178H247ZM254 179V178H253ZM56 180V181H55ZM83 180V179H82ZM114 180H116L115 178H114ZM113 180V181H114ZM124 180H126V179H124ZM147 180V179H146ZM237 180V179H236ZM236 180H233V181H235L236 182ZM238 180H240V179H238ZM246 180V179H245ZM244 180V181H245ZM262 179H260V181H261ZM87 181V180H86ZM85 181V182H86ZM89 181V183H90V180H88ZM87 181V182H88ZM112 181V182H113ZM117 181H119V180H117ZM148 181V180H147ZM152 181H153V179H152ZM171 181V180H170ZM232 181V182H233ZM241 181V180H240ZM244 181H242V182H244ZM247 181V180H246ZM258 181V180H257ZM52 182V183H53ZM112 182H110L111 184H109V186L110 185H113L112 184ZM122 182V181H121ZM128 182V181H127ZM131 182H132V180H131ZM173 182V181H172ZM229 182H230V180H229ZM234 182V183H235ZM249 182V181H248ZM106 183V182H105ZM104 183V184H105ZM134 183V182H133ZM140 183V182H139ZM149 183V182H148ZM153 183V182H152ZM234 183H232V184H234ZM54 184H56V183H54ZM85 184V183H84ZM117 184V183H116ZM123 184V183H122ZM159 184H161V183H159ZM162 184H163V182H162ZM161 184V185H162ZM165 184V183H164ZM236 184V183H235ZM241 184V183H240ZM249 184H250V182H249ZM251 184H252V182H251ZM254 184V183H253ZM58 185V184H57ZM87 185V184H86ZM115 185V184H114ZM113 185V186H114ZM142 185V184H141ZM140 185V186H141ZM154 185H155V183H154ZM239 185V184H238ZM238 185H237V187H238ZM82 186V185H81ZM88 186V185H87ZM165 186V185H164ZM234 186V185H233ZM233 186H231V187H233ZM242 186V185H241ZM243 186H245V184L243 183ZM250 186V185H249ZM260 186V185H259ZM83 187V186H82ZM89 187V186H88ZM105 187H107V186H105ZM116 187V186H115ZM132 187H134L133 185H132ZM131 187V188H132ZM137 187V186H136ZM149 187V186H148ZM162 187V186H161ZM160 187V188H161ZM166 187V186H165ZM235 187V186H234ZM77 188V187H76ZM78 188H80L81 189V187H79L78 186ZM77 188V189H78ZM84 188V187H83ZM82 188V190H84ZM93 188V189H92ZM102 188V189H101ZM111 188H113V187H111ZM111 188H110V191H111ZM126 188V187H125ZM168 188V187H167ZM251 188H252V186H251ZM256 188H258V187H256ZM261 187H259V189H260ZM65 189H66V187H65ZM68 189V188H67ZM86 189H88L87 187H86ZM116 189V188H115ZM133 189V188H132ZM159 189V188H158ZM234 189V188H233ZM236 189V188H235ZM245 189V188H244ZM247 189H248V187H247ZM81 190V191H82ZM123 190V189H122ZM146 190V189H145ZM237 190V189H236ZM241 189H239V191H240ZM53 191V190H52ZM59 191H62V192H59ZM65 191H68V190H65ZM80 191V190H79ZM87 191V190H86ZM103 191V190H102ZM105 191H106V189H105ZM116 191V190H115ZM129 191V190H128ZM245 191H246V189H245ZM244 191V192H245ZM252 191H254V190H252ZM58 192V193H57ZM144 192V191H143ZM237 192V191H236ZM243 192V193H244ZM67 193H69V192H67ZM87 193V192H86ZM89 193V192H88ZM91 193H92V191H91ZM108 193V192H107ZM112 193V192H111ZM116 193V192H115ZM118 193L119 192H117V195H118ZM241 194H242V192H240ZM249 193V192H248ZM251 193V192H250ZM249 193V194H250ZM254 193V192H253ZM58 194V195H57ZM70 194V193H69ZM83 194V193H82ZM85 194V193H84ZM83 194V195H84ZM114 194V193H113ZM140 194V193H139ZM145 194V193H144ZM149 194H150V191H149ZM167 195L169 194V193H166ZM236 194V193H235ZM65 195V194H64ZM70 195V196H71ZM79 195V194H78ZM129 195H130V193H129ZM141 195V194H140ZM162 195V194H161ZM164 195V194H163ZM177 195V194H176ZM251 195V194H250ZM55 196V195H54ZM82 196V195H81ZM128 196V195H127ZM133 196V195H132ZM131 196V197H132ZM156 196V195H155ZM175 196V195H174ZM231 196H233V195H231ZM253 196H254V194H253ZM111 197V196H110ZM124 197V196H123ZM130 197V198H131ZM143 197V196H142ZM148 197V196H147ZM151 197H153L152 195H151ZM162 197V196H161ZM161 197H160V199H161ZM234 197V196H233ZM238 197V196H237ZM125 198H127V197H125ZM124 198V200H126ZM129 199V198H128ZM143 199H146L145 198V196L143 197ZM148 199V198H147ZM150 199V198H149ZM152 199V198H151ZM166 199V198H165ZM179 199H180V197H179ZM239 199V198H238ZM237 199V200H238ZM241 199H242V197H241ZM240 199V200H241ZM123 200V199H122ZM130 200V199H129ZM246 200V199H245ZM249 200H250V198H249ZM117 201V200H116ZM145 202H146V200H144ZM160 201H162V200H160ZM181 201V200H180ZM244 201V200H243ZM164 202V201H163ZM80 203V204H79ZM118 203V202H117ZM181 203V202H180ZM241 203H243L244 205L246 204L245 203V201L244 202H241ZM183 204V203H182ZM242 204V205H243ZM243 205V206H244ZM140 206H142V210L140 211V212H138L137 211V209H138V207H140ZM157 206V205H156ZM243 206H241V204H239V207H243ZM159 206H157V208H158ZM161 207V208H162ZM190 207V206H189ZM192 207V206H191ZM190 207V208H191ZM157 211H156V210ZM180 209H181V206H180ZM192 209V208H191ZM190 209V210H191ZM135 211H137V214H135ZM161 211H162V209H161ZM236 211V210H235ZM234 211V212H235ZM58 212V211H57ZM188 213V212H187ZM237 214H238V210H237V212H236ZM235 214V213H234ZM243 214V213H242ZM243 215H245V214H243ZM242 215V216H243ZM247 215V214H246ZM245 215V216H246ZM183 216V215H182ZM235 216V215H234ZM241 216V217H242ZM168 217H169V219H168ZM248 217V216H247ZM174 218V217H173ZM175 218V219H176ZM238 218H239V216H238ZM243 218V217H242ZM174 219V220H175ZM182 219L183 218H181V221H182ZM246 219H248V218H246ZM173 220V221H174ZM239 220V219H238ZM180 221V220H179ZM178 221V222H179ZM180 221V222H181ZM262 221V220H261ZM167 222V223H166ZM172 222V221H171ZM176 222V221H175ZM237 222V221H236ZM239 222H241L240 220H239ZM243 222V221H242ZM248 222V221H247ZM166 223V224H165ZM165 224V225H164ZM167 224V225H168ZM176 224V223H175ZM235 224H238V223H234V225L233 226H235ZM240 224V223H239ZM263 224V223H262ZM164 225V226H163ZM173 224H171V226H172ZM232 225V224H231ZM264 225V224H263ZM170 226V225H169ZM168 226V227H169ZM170 226V227H171ZM169 227V228H170ZM173 227H175L174 225H173ZM237 227H239V225L237 226ZM165 228V227H164ZM166 229V228H165ZM174 229H176V228H174ZM171 230H173V229H171ZM177 230V229H176ZM176 230H174V231H176ZM173 231V232H174ZM264 231V230H263ZM178 232H179V230L177 231V236H178ZM161 233V234H160ZM165 233H166V231H165ZM167 233H170L169 232V230H168V232ZM171 234H172V232H171ZM77 235V236H78ZM167 235V234H166ZM170 235V234H169ZM175 236V235H174ZM179 238V237H178ZM76 240V239H75ZM82 241V240H81ZM179 241H180V239H179ZM86 242H84V243H86ZM180 243H182V242H180ZM76 245H77V243H76ZM181 245V244H180ZM222 245V244H221ZM226 245V244H225ZM86 246V245H85ZM73 247H76L75 246V241H74V243H73ZM78 247V246H77ZM225 247V246H224ZM102 249V248H101ZM178 249V248H177ZM96 250V249H95ZM90 251V250H89ZM120 251V250H119ZM125 251V250H124ZM78 252V251H77ZM102 253V252H101ZM122 253V252H121ZM128 253H130V252H128ZM75 254H76V248H74V256H75ZM105 254V253H104ZM87 255V254H86ZM91 255V254H90ZM130 255V254H129ZM198 255V254H197ZM93 256V255H92ZM97 256V255H96ZM95 257V256H94ZM98 257V256H97ZM100 257H103V256H100ZM174 257V256H173ZM192 257H194L193 256V254H192ZM205 257V256H204ZM207 257V256H206ZM205 257V258H206ZM80 258V257H79ZM86 258V257H85ZM96 258V257H95ZM105 258V257H104ZM114 258V257H113ZM78 259V258H77ZM100 259V258H99ZM98 259V260H99ZM200 259V258H199ZM240 259V258H239ZM75 260V259H74ZM73 260V261H74ZM102 260V259H101ZM78 261V260H77ZM77 261H75V262H77ZM79 261H80V259H79ZM100 261V260H99ZM105 261V260H104ZM108 261V260H107ZM242 261V260H241ZM84 262H85V264H86V260H84ZM94 262H95V260H94ZM92 263V264H96V263ZM188 262V261H187ZM80 263V262H79ZM78 263V264H79ZM98 263V262H97ZM169 263H171V260H170V262ZM194 263L195 264H199V261H197V258H195V260H194ZM204 263V262H203ZM244 263V262H243ZM75 264V263H74ZM81 264H82V262H81ZM88 264V263H87ZM111 264V263H110ZM190 264H193V263H190ZM210 264V263H209Z\"/></svg>",
  "mask_w": 264,
  "mask_h": 264
}]
</instances>
